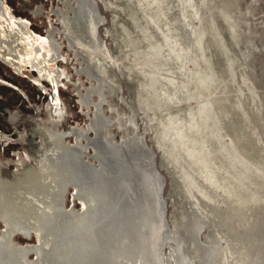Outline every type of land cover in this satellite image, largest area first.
<instances>
[{
	"label": "rangeland",
	"instance_id": "obj_1",
	"mask_svg": "<svg viewBox=\"0 0 264 264\" xmlns=\"http://www.w3.org/2000/svg\"><path fill=\"white\" fill-rule=\"evenodd\" d=\"M78 2L84 12L75 11ZM10 14L11 24L25 27L32 59L11 64L0 47V180L9 190L16 179L19 185L0 195V264L5 247L7 264L58 260L50 250L59 232L49 251L41 234L53 205L39 210L40 191L51 200L56 194L63 211L78 212L66 215L71 221L84 210L67 172L59 184L43 186L46 167L35 166L34 145L44 131L37 127L59 117L57 130L81 132L63 143L67 153L79 148L84 162L99 163L86 143L93 131L103 141L126 137L135 145L143 164L134 167L138 177L151 170L159 184L164 257L170 260L176 235L194 255L187 230L197 219L198 242L215 233L226 250L221 264H264V0H11ZM175 126L186 148L217 167L216 192L173 136Z\"/></svg>",
	"mask_w": 264,
	"mask_h": 264
},
{
	"label": "bare ground",
	"instance_id": "obj_2",
	"mask_svg": "<svg viewBox=\"0 0 264 264\" xmlns=\"http://www.w3.org/2000/svg\"><path fill=\"white\" fill-rule=\"evenodd\" d=\"M154 1L155 0H152V2ZM81 6L82 4H79L78 2L75 10L77 13L80 11V9L83 10L84 7L80 8ZM88 7L86 5V9H89ZM92 21L89 20L88 24L90 25L88 28L90 29V33H92L94 26V22ZM15 22L17 24H11L10 14L9 32L14 31L12 35H14L13 38L15 37V39L13 40L8 38V40L4 41L1 47L3 50L8 51V58H3L5 61L12 64L13 61L17 60L20 66H22L26 62L30 63L29 60L32 58L30 57V50L24 45V42L26 43L28 40L27 35L22 34V32L25 31V27L23 28V26L20 24V21L17 19H15ZM15 40H17L18 43L12 45L11 42H16ZM151 45L152 47H155L154 44L151 43ZM89 73L91 74L90 70ZM86 74H88V72H86ZM90 74H88V76H90ZM92 77L95 79V81L98 79L94 76ZM94 104H96V102H94ZM172 123V126H174V122ZM172 129L174 130L173 136H176L180 140L179 142L181 145H183L186 156L192 157L191 161L196 164V167L199 168L201 172L205 173V175L202 176L205 186H207L209 191L216 192L219 189L216 176L218 171L217 167L214 168L210 166V162L212 160H209V162L205 158L207 156H204V152L201 151L202 154L200 152L199 155H196L198 153H193L195 152L194 149L190 151L188 148H186L184 133L179 127L175 126L174 128L172 127ZM128 140H126L125 137L117 143L104 141L99 147L103 153V163L99 165V168L94 167L95 165L93 164L82 162L80 154L78 160L81 162L80 165L83 166L80 171V186L85 192L89 193L88 195L90 197L86 203H84V207L83 204L81 205V210L84 208L82 214L78 215L77 218L72 221L69 220L68 216V224L65 223L60 230L61 240L57 241L59 242L57 244L58 264H221L226 250H224L221 246L220 239L215 233H213V236H205V240L198 242L196 236L197 232L202 227V224L201 221L199 222L197 219L192 220V224L190 223L191 226L187 230L188 236L197 244V247L194 250V255L190 256L185 251L184 241L182 240V237L178 235H176L173 241L170 243V247H172L171 253L169 255L170 260L169 258L164 257V254L162 255L161 248L164 244L163 239H167L168 237L166 235L167 232L165 233V222H163V218L159 210V197L157 191L159 184L156 189L155 183L157 181H153L152 173H150L151 170L144 171L143 169V171H140V176L138 177L139 174H137L138 172L134 170V167L143 166V164L140 162L139 157H137L138 154L135 152V145L131 144L129 142L130 140ZM93 143L98 145L96 140L93 141ZM215 169L217 170L216 173ZM68 170L70 172V184L74 188L75 192L77 191V193L81 195L76 187L74 168L72 166H68ZM149 178H151L152 181L149 180ZM202 193L204 194L205 192ZM227 193L228 191L224 192V197L228 199L230 196H228ZM214 194H212L211 197H207L210 198L207 201L211 202V198L215 199V197H213ZM260 199L261 196L259 198V202ZM81 203L82 202L80 201V204ZM254 203L256 204L257 202ZM259 205L260 204L257 206ZM260 207L261 206H259V208ZM250 208L252 207L250 206ZM236 209L237 214L240 215V212L242 211L238 209V207ZM69 214L76 215L78 212H75L71 209L68 211L62 210L61 219ZM258 215L264 218V212H260ZM52 226L53 224L49 226V233L47 235L46 241L48 245L46 246L47 248H45L47 249L46 251H49L51 248L50 246H52L51 244L56 234V231L55 229H52Z\"/></svg>",
	"mask_w": 264,
	"mask_h": 264
},
{
	"label": "flooded vegetation",
	"instance_id": "obj_3",
	"mask_svg": "<svg viewBox=\"0 0 264 264\" xmlns=\"http://www.w3.org/2000/svg\"><path fill=\"white\" fill-rule=\"evenodd\" d=\"M29 61L31 62V60H29ZM44 68L48 69L46 65L44 66ZM43 69L39 68L40 71H42ZM48 70L52 71L50 69H48ZM58 115H60V113ZM60 120L61 119L59 117L53 121H49L48 124H45L40 128L37 127L38 130L44 129V131L41 132L42 134L40 135L41 138H40L39 143L34 145V148H35L34 156L36 158L35 159L36 160L35 166H45L46 167V169L44 170L45 180L44 179L42 180L43 183L45 182L43 186L47 185V183L51 184V182H53L54 185L59 184V176L61 175V172H63V171L65 173L67 172L66 175L68 176V182H69V185H71L70 184V182H71L70 181V172L68 170V166H72L74 168V178H75L76 187H77L78 191L82 193V196L84 197L85 203H86V201L88 200V198L90 196L88 195L89 193L85 192L83 190V188H81V186H80V171H81V168L83 166L80 165L81 162H79L78 159H79V156L81 154V151L79 148H77L76 150L71 149V152L67 153L66 146H64V143H63L64 138L68 135H72L73 132L76 134L77 137H83V136L81 135V132L76 131V130H74V131L70 130V129H65V130H59L58 129L57 130V127L59 125ZM92 124H93V120H92ZM90 127L92 128V125ZM90 127H89V129H91ZM93 135L95 137L93 136L90 139L86 138L87 139L86 143H87V146H90V147L92 146L98 152V154L100 156L99 157V163L97 161V164L95 166H99L101 163H103V156L101 154L102 151L100 150L99 147L104 141L101 140L102 136H100L99 132L94 134V131H93ZM95 140L97 141L98 145H95L93 143V141H95ZM93 153H94V151H93ZM82 162H84V161H82ZM84 167H86V166H84ZM23 174H24V172H23ZM9 180H11V178ZM16 181H17V179H16ZM16 181L14 182L15 187L12 190H9V189L5 188L6 185H4V183H2V180H0V195H2L1 193L4 192V190L5 191L8 190L9 193H11V191H14V190L16 191V189H17L16 186H19L18 184H16ZM43 189H45V188L43 187ZM46 192L44 190L40 191V194H39L40 207H38V208H39V210L41 209L42 212H45L44 209L47 208L46 202H50L49 207H51L53 205V209L48 212L47 222L45 223V225L41 229V234L45 237V240L47 241V235L49 233V226H51V224L56 225V228H55L56 234L55 235H57L59 232V234H58V236H59L62 226L65 223L68 224V221H67L66 216H65L66 218L64 217L63 219H61V216H62L61 199L58 198V196L56 197V194H54L55 196L54 195L52 196L53 197L52 200H51V198L48 199V197H46V195H47ZM103 192L106 193L105 191H103ZM76 193H77V191H76ZM58 219H61L62 222H61V220L58 221ZM58 228H60L59 231H58ZM58 236H57V238H58ZM58 243L56 241L55 244L53 245V250H51L55 254L58 253V251H57V244ZM3 251H5L6 253H3V256L1 257V259L3 258L4 264H7L9 257H8L6 247H5V250H3ZM11 261H13V260H11ZM54 261H55V264H58L57 258H55ZM37 264H39V263H37Z\"/></svg>",
	"mask_w": 264,
	"mask_h": 264
},
{
	"label": "water",
	"instance_id": "obj_4",
	"mask_svg": "<svg viewBox=\"0 0 264 264\" xmlns=\"http://www.w3.org/2000/svg\"><path fill=\"white\" fill-rule=\"evenodd\" d=\"M11 0H0V47L9 36Z\"/></svg>",
	"mask_w": 264,
	"mask_h": 264
}]
</instances>
